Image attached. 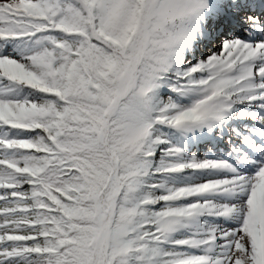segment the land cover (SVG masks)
Here are the masks:
<instances>
[{
	"label": "snow or ice",
	"instance_id": "snow-or-ice-1",
	"mask_svg": "<svg viewBox=\"0 0 264 264\" xmlns=\"http://www.w3.org/2000/svg\"><path fill=\"white\" fill-rule=\"evenodd\" d=\"M0 264H264V0H0Z\"/></svg>",
	"mask_w": 264,
	"mask_h": 264
}]
</instances>
